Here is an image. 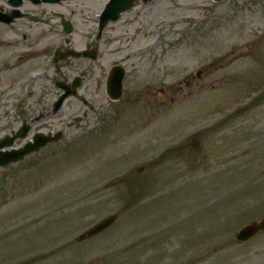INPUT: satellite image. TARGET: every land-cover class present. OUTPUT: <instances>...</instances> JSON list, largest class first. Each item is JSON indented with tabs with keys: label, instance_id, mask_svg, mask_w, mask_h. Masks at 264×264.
<instances>
[{
	"label": "rangeland",
	"instance_id": "1",
	"mask_svg": "<svg viewBox=\"0 0 264 264\" xmlns=\"http://www.w3.org/2000/svg\"><path fill=\"white\" fill-rule=\"evenodd\" d=\"M108 1L84 4L94 15ZM24 3L30 19L16 25L22 32L33 26L35 48L62 42L58 22ZM31 18L45 25L35 27ZM95 24L80 28L94 32ZM11 28L0 26V43L18 45ZM107 40L119 50L115 57L62 62L31 97L18 83L44 58L0 75L9 103L0 108L3 140L45 114L41 105L56 100L60 74L106 76L129 57L121 64L124 98L108 110L102 98L99 124L91 120L83 133L55 122L52 130L65 133L61 142L0 169V264H264V235L235 241L264 217V0H142L104 33L103 51ZM76 41L83 39L73 38L71 47ZM76 104L66 102L63 122ZM197 134L192 151L189 139ZM126 208L108 232L75 242Z\"/></svg>",
	"mask_w": 264,
	"mask_h": 264
},
{
	"label": "flooded vegetation",
	"instance_id": "2",
	"mask_svg": "<svg viewBox=\"0 0 264 264\" xmlns=\"http://www.w3.org/2000/svg\"><path fill=\"white\" fill-rule=\"evenodd\" d=\"M84 1L86 0H60L58 3H40L38 5H35L36 8H40V10L43 12V9L46 10V7L55 8L58 12H50L45 11L43 13L37 14L36 16L44 14L47 16L48 20L51 21H57L58 27L62 30V42H59L58 45L53 44L51 47L43 44L38 47V49L35 48V43L31 39L32 30L34 31L33 26H29L27 28L28 32H22L19 30L21 28L18 25L17 22L22 21L23 18H28L29 14H24L22 10L23 5L14 10H3L0 8V17L4 15V21H6V16L11 15L12 16V22L11 24H6L3 22H0V26H15L18 28V30L15 28V30H12L13 33L18 35L20 38V42L18 45L15 41H10L7 43H0V75L3 76V79L10 77L11 73L8 71L9 68L15 69L19 65L23 63V60L28 59L32 60L31 63H33V57H42L44 58L43 66H39L40 63L42 64V60L40 58L36 59V64L33 66H39L38 68H35V70L30 71L27 73L26 77L24 79H21L18 83V90H27V96L31 97L35 93L33 91L34 87H37L38 84L44 79H46L49 75V73L56 69L58 71V65L62 62H69V61H86L88 63H97L99 61L104 60V58H108L110 56H116L117 52L115 53H103L102 49V39H103V33L100 35L99 29L96 27L94 32H88L86 30L80 29V27H84V24L78 23L77 17L80 21H84V16L86 12L91 9H86L84 4ZM145 1V0H144ZM69 2V3H68ZM139 2V1H138ZM135 3H137L135 1ZM16 12V13H15ZM50 13V14H49ZM73 16L70 20L67 18V16ZM91 16V15H90ZM92 19V17H90ZM31 20L34 22L35 27H39L37 24H41L42 26L45 25L43 21H40L35 18H31ZM46 20V21H48ZM67 21H72L73 25V32L66 35L65 29H66V23ZM50 22V21H49ZM49 22L47 24H49ZM36 23V24H35ZM40 25V26H41ZM24 26V25H23ZM30 32V33H29ZM46 34V32H45ZM16 37V36H14ZM81 37L83 41L81 43L84 44L83 47L77 46V41L75 42L76 45L73 43L71 47V41ZM22 39L25 41L23 42ZM40 44V43H39ZM38 44V45H39ZM12 60L9 62L8 58H11ZM94 58L96 60H94ZM105 58V59H106ZM129 57H127L128 59ZM55 59H57L56 64H54ZM35 60V59H34ZM41 60V61H40ZM8 63V65H7ZM54 70V71H56ZM7 72L9 74L6 76ZM33 73H39L40 76L36 78L35 80H31V75ZM89 72L81 73L78 76H75L73 78L70 77H64L62 74H60V79L54 82L55 88L58 90L56 94V100L52 102L51 104H44L41 105L42 112H45V114L36 117V119H31L30 123L33 126L35 123L43 121V123L40 125V129L38 133H44L48 136H54L59 134L62 130H52V127H54V123L57 122L60 125H63L67 128V126H70L69 128H74L75 130L83 131V133L89 132L88 130L90 127V121L91 120H97L98 124L103 119V113L101 112L103 105L100 103L102 98H104V109L108 110L113 107L114 102H112L107 94L106 91V84L108 80V73L106 76H102V72L99 74L97 72H90V75H88ZM98 76V77H97ZM78 79H80L78 81ZM91 82L92 87H88ZM126 81V80H125ZM80 83V87L78 89V95L75 97H68L64 100V102L59 105V100L61 96L63 95H71L75 91V87ZM125 83V82H124ZM93 88V92H91L90 89ZM16 92V90H14ZM48 92H45L46 95ZM19 100V98H17ZM21 100V99H20ZM69 100H74L77 102L75 106V111L71 115L67 117V123L63 122L62 119L65 118V115H61L62 110L64 109L66 102ZM9 105L7 99L6 101L4 98H2L0 94V108H3L5 106ZM84 110V111H82ZM90 114V116H89ZM92 116V118H91ZM62 133V139L65 137L64 131ZM101 264H104L102 261Z\"/></svg>",
	"mask_w": 264,
	"mask_h": 264
},
{
	"label": "water",
	"instance_id": "3",
	"mask_svg": "<svg viewBox=\"0 0 264 264\" xmlns=\"http://www.w3.org/2000/svg\"><path fill=\"white\" fill-rule=\"evenodd\" d=\"M21 0H13V5H18ZM38 2L39 0H33ZM46 1V0H45ZM132 1L131 0H113L107 7L106 13L103 18V26L111 19L117 20L119 15L129 9H131ZM125 78V74L121 69L116 68L111 72L109 83H108V92L110 97L118 101L122 98L123 95V79ZM67 96L63 97L62 101ZM61 104V103H60ZM59 104V105H60ZM27 133V128H25L20 135L21 138H24ZM60 138H56L54 140H48L43 138L42 136L38 137L34 144H29L24 150L14 153H0V167H7L12 163H17L22 161L27 155H30L36 151H39L43 147L47 146L50 142L58 141ZM16 138L13 139H6L5 141H0V150L5 147L13 145ZM142 171V170H140ZM127 211V209L121 211L120 213L110 216L104 219L102 222L98 223L90 230L85 232L81 237L80 241H84L90 238H93L102 232L109 229L112 225L116 223V221ZM264 232V219H262L259 223H253L245 228H243L237 236V241L240 243H245L250 241L259 233Z\"/></svg>",
	"mask_w": 264,
	"mask_h": 264
},
{
	"label": "bare ground",
	"instance_id": "4",
	"mask_svg": "<svg viewBox=\"0 0 264 264\" xmlns=\"http://www.w3.org/2000/svg\"><path fill=\"white\" fill-rule=\"evenodd\" d=\"M124 62H125V61H124ZM124 62H123V63H124Z\"/></svg>",
	"mask_w": 264,
	"mask_h": 264
}]
</instances>
